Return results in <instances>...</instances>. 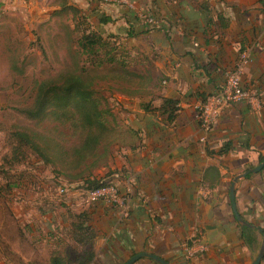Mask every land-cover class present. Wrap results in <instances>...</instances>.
<instances>
[{"label":"crops","instance_id":"1","mask_svg":"<svg viewBox=\"0 0 264 264\" xmlns=\"http://www.w3.org/2000/svg\"><path fill=\"white\" fill-rule=\"evenodd\" d=\"M131 3L133 9L108 0L50 5L74 7L88 17L92 31L133 42L142 65L136 87L122 95L126 175L121 184L132 207L124 217L100 203L88 211L97 233L90 264H124L142 252L169 264H251L264 241V168L235 185L236 209L248 226L235 219L229 188L235 177L263 162L264 0ZM144 14L156 19L157 27L144 25ZM244 50L252 60L241 82L255 91L256 103L224 107L201 142L194 107L220 89L224 71ZM164 99L176 103L171 122L157 112ZM240 227L256 232L257 245H244ZM186 247L203 251L188 260ZM134 264L157 263L143 258Z\"/></svg>","mask_w":264,"mask_h":264},{"label":"rangeland","instance_id":"2","mask_svg":"<svg viewBox=\"0 0 264 264\" xmlns=\"http://www.w3.org/2000/svg\"><path fill=\"white\" fill-rule=\"evenodd\" d=\"M52 1L0 0V264H48L53 255L73 261L80 246L71 225L78 215L99 203L126 215L132 207L121 184L126 175L123 96L133 91L137 79L122 81L120 65H109L104 53L111 50L125 60L127 72L137 74L142 69L137 46L106 33L108 47L96 55L81 52L77 40L92 31L90 24L77 25L69 11L55 14L62 6L51 7ZM66 73L91 81L110 130L93 155L81 160L73 154L80 134L69 124L35 122L21 113L32 105L38 83ZM25 130L36 133L41 151L16 149L11 134ZM101 180L116 185V204L88 201L90 182ZM195 251L194 258L203 250Z\"/></svg>","mask_w":264,"mask_h":264},{"label":"trees","instance_id":"3","mask_svg":"<svg viewBox=\"0 0 264 264\" xmlns=\"http://www.w3.org/2000/svg\"><path fill=\"white\" fill-rule=\"evenodd\" d=\"M61 11L55 13L60 15L66 11L73 14L72 20L76 24H88V17L80 15L74 7L61 4ZM104 20H100L102 22ZM108 37L95 31L82 33L77 40V46L81 52L87 55H96L98 49L108 47ZM111 50L104 53L106 62L109 65H120L122 69V81L130 77L139 79L138 74L128 71L125 66V60L119 59ZM127 70V71H126ZM127 76V77H126ZM175 102L171 99H164L162 105L157 110L159 115H165V120L171 122L177 111ZM147 111H153L145 107ZM21 113L29 120L41 122L52 120L61 124H69L71 129L80 134V144L73 149V154L78 159H83L100 145L102 141L108 138L110 133L104 120V113L99 108V103L95 98L94 90L91 87V81L85 76L77 73H66L59 80L43 81L36 85L35 97L29 108L23 109ZM16 149H22L24 146L34 151H41L36 133L32 131H15L11 134ZM222 153V152H221ZM264 160V156L259 157V162ZM109 182L94 181L90 182L89 190H95L107 186ZM87 219V221H85ZM91 214L78 215V220L71 225L75 242L80 249H75V258L73 261H66L64 258L53 255L48 264H90L94 259V239L97 236L93 226ZM240 238L244 245L254 247L257 245V234L254 230L247 227H240Z\"/></svg>","mask_w":264,"mask_h":264},{"label":"built area","instance_id":"4","mask_svg":"<svg viewBox=\"0 0 264 264\" xmlns=\"http://www.w3.org/2000/svg\"><path fill=\"white\" fill-rule=\"evenodd\" d=\"M113 3L127 6L132 8L131 0H108ZM133 9V8H132ZM144 25L152 29L157 27L158 22L151 15H141ZM196 46V45H194ZM251 56L249 50L241 51L238 58L231 69H227L223 73L224 83L218 91L207 96L203 102H200L194 107L195 117L198 121V126L202 132L201 142H204L207 135L212 131L214 124L218 120L221 111L224 107L234 104H245L253 106L256 103V93L251 88H245L241 82V74L243 69L251 63ZM113 184L107 185L95 190H89L86 192V197L90 203H97L103 200L107 203L116 204L118 201V189L115 191ZM61 193H65L64 189H60ZM125 199H123L124 201ZM127 202V201H126ZM125 207L127 203H124ZM122 209V208H121ZM126 213V212H124ZM122 212V216H126ZM196 249L186 247L185 251L187 256L192 258ZM202 250V249H201Z\"/></svg>","mask_w":264,"mask_h":264},{"label":"water","instance_id":"5","mask_svg":"<svg viewBox=\"0 0 264 264\" xmlns=\"http://www.w3.org/2000/svg\"><path fill=\"white\" fill-rule=\"evenodd\" d=\"M264 168V160L262 163H260L257 167H255L254 169L248 170L246 172H244L243 174L237 176L234 178V180L232 181L230 188H229V198H230V203H231V207H232V211L234 214L235 219L237 220L238 223H240L243 226H248L239 216L237 209H236V205H235V185L238 183V181L240 179L245 178L248 174H255L260 172L262 169ZM149 259L157 264H169L167 261H165L164 259L157 257L153 254L147 253V252H142V253H138L135 254L133 256H131L124 264H134L136 263L138 260L140 259ZM264 258V241L262 242L259 251L256 255V257L254 258V260L252 261L251 264H260L262 262Z\"/></svg>","mask_w":264,"mask_h":264}]
</instances>
